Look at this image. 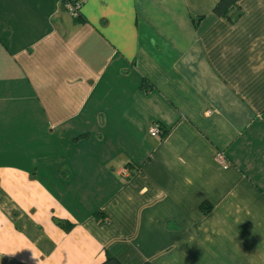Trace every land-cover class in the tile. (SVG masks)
I'll return each mask as SVG.
<instances>
[{
  "label": "crops",
  "instance_id": "0c3cea01",
  "mask_svg": "<svg viewBox=\"0 0 264 264\" xmlns=\"http://www.w3.org/2000/svg\"><path fill=\"white\" fill-rule=\"evenodd\" d=\"M63 1L0 0V264H264V0Z\"/></svg>",
  "mask_w": 264,
  "mask_h": 264
},
{
  "label": "trees",
  "instance_id": "16d2710c",
  "mask_svg": "<svg viewBox=\"0 0 264 264\" xmlns=\"http://www.w3.org/2000/svg\"><path fill=\"white\" fill-rule=\"evenodd\" d=\"M77 1L81 2V0H64L63 5L65 9H67L66 5L68 3H75ZM213 11L216 15L227 18V19H231L232 15L234 14L236 15L240 14V9L238 7L237 0H219L218 3L215 5ZM204 210L207 212L209 209L204 208ZM102 264H122V263H120L114 257H108L106 261L103 262ZM144 264H151V263L146 262Z\"/></svg>",
  "mask_w": 264,
  "mask_h": 264
},
{
  "label": "built area",
  "instance_id": "2783aa9c",
  "mask_svg": "<svg viewBox=\"0 0 264 264\" xmlns=\"http://www.w3.org/2000/svg\"><path fill=\"white\" fill-rule=\"evenodd\" d=\"M81 5L82 3L80 1H77L75 3H68L66 5V8L73 17H78L80 15ZM149 132L152 136H157L162 132V129L158 124H151L149 127ZM222 157L223 156L220 155L221 159ZM127 172V169L122 170V173L124 174H126Z\"/></svg>",
  "mask_w": 264,
  "mask_h": 264
}]
</instances>
